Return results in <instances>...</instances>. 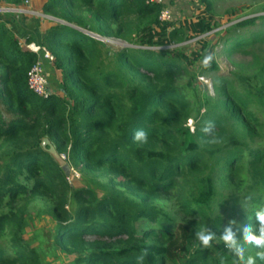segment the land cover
Returning <instances> with one entry per match:
<instances>
[{"label":"trees","instance_id":"16d2710c","mask_svg":"<svg viewBox=\"0 0 264 264\" xmlns=\"http://www.w3.org/2000/svg\"><path fill=\"white\" fill-rule=\"evenodd\" d=\"M200 4L192 21L171 28L160 20L167 1L47 0L44 13L59 20L41 33L53 56L49 77L59 83L47 99L27 84L41 54L0 23V264H44L21 238L37 198L50 202L55 244L74 257L70 264H235L215 240L205 248L197 231L219 232L225 219L218 210L238 204L237 221L259 232L264 16L237 22L221 39L215 32L220 52L248 58L250 70L214 75L215 97L200 102L190 95L197 88L189 67L204 52L152 48L217 28L214 0ZM103 38L129 45L114 49ZM211 56L205 65L218 71ZM139 130L146 142L135 139ZM45 138L50 145H42ZM72 170L84 187L69 182ZM159 201L173 203L179 222ZM247 249L248 256L261 251L251 243Z\"/></svg>","mask_w":264,"mask_h":264},{"label":"rangeland","instance_id":"374dc122","mask_svg":"<svg viewBox=\"0 0 264 264\" xmlns=\"http://www.w3.org/2000/svg\"><path fill=\"white\" fill-rule=\"evenodd\" d=\"M166 1L173 12L172 22L170 21L172 24L171 28L185 25V23L192 21L201 9L200 0ZM46 2L47 0H24L21 4L15 5L8 1L0 0V23L10 28L18 36L21 44L26 49H29V47L33 45H35L34 48L38 47L41 44L42 31L59 21L44 13L43 7ZM214 3V15L219 22V26L212 32L191 38L186 37L184 41L176 40L168 45H157L152 47L155 50L178 49L187 55H194L196 51L204 52V56L213 55L219 65L218 71L208 70L203 63L204 57L189 67V71L194 78H196L197 88L196 91L190 90V95L192 97L196 96L200 102H202L203 98L206 96L215 97L213 85L214 75H230V72L239 69L245 71V73L250 70V65L247 63V61H249L248 58L235 57L231 60L228 56L220 52L222 44L221 42L216 44L217 39L214 38L215 32H219L217 37L222 38L225 36L224 31L234 26L237 22L248 17L264 16V0H214ZM261 23V21H258L257 25L252 29L259 28ZM206 37H213V39L209 45L203 46V40ZM29 38H31V42H27ZM102 41L114 49L129 45L123 41L112 38H103ZM40 59L48 78V85L51 93L57 92V89H59L58 77L52 75L49 77L50 74H48V68L53 61L45 59L42 56ZM235 63H238L240 66H237ZM186 79L187 77L185 81ZM188 125L192 129L194 128L192 119L189 120ZM69 182L75 188L85 186V181L80 173L70 177ZM50 205V202L39 198L30 201L26 213L25 226L21 232V238L24 243L32 245L37 250L44 264H70L72 263L71 261L74 260V257L67 256L66 253L61 251L55 244L54 235L57 222L51 215ZM158 206L167 210L176 223L179 222V218L176 216V209L173 207L171 201H159ZM234 206L239 207L238 204H230L228 207L218 210L222 213L225 224L219 232L214 233L216 238V247H214L218 251L233 254L236 258L235 264H241L239 253L229 248L221 239L225 234V230L230 228L235 236L237 244L243 247L245 257L248 256L247 247L249 242L245 240L246 228L243 222L240 223V221H237V217L234 214L235 211L233 212ZM207 231L211 232L210 229H207ZM8 251L10 252V250Z\"/></svg>","mask_w":264,"mask_h":264},{"label":"clouds","instance_id":"9594fccd","mask_svg":"<svg viewBox=\"0 0 264 264\" xmlns=\"http://www.w3.org/2000/svg\"><path fill=\"white\" fill-rule=\"evenodd\" d=\"M211 59V55H206L204 56L203 63L207 65ZM135 139L140 142H146L147 134L143 130H139L136 133ZM256 219L260 226L258 234L253 233L250 226H246L245 231V240L261 249V251L256 253V256L245 257L243 247L237 244L235 236L230 228L225 230V234L221 238L229 248L234 249L237 253H239L241 264H257V258L264 261V208H261L256 213ZM197 237L205 248L210 247L211 242L216 239L215 235L207 231L206 228L199 229L197 231Z\"/></svg>","mask_w":264,"mask_h":264},{"label":"built area","instance_id":"2783aa9c","mask_svg":"<svg viewBox=\"0 0 264 264\" xmlns=\"http://www.w3.org/2000/svg\"><path fill=\"white\" fill-rule=\"evenodd\" d=\"M148 3L151 4H159L163 5L166 4V0H147ZM173 19V12L171 11V8L164 7L160 14V20L161 21H172ZM35 45L30 46L29 50L41 54L42 57L45 59H48L50 61H53V56L51 53L42 45H39L38 47L34 48ZM27 84L29 86V89L35 93L36 95L47 99L52 93L49 89L48 85V78L46 76L45 69L43 67V64L41 61H38L29 71L27 75ZM61 158L63 161H66L67 157L65 155H62ZM78 172L75 170H72V174L69 176L73 177V175H77Z\"/></svg>","mask_w":264,"mask_h":264},{"label":"water","instance_id":"95a60500","mask_svg":"<svg viewBox=\"0 0 264 264\" xmlns=\"http://www.w3.org/2000/svg\"><path fill=\"white\" fill-rule=\"evenodd\" d=\"M125 46H127V45H125ZM42 145H43V146L50 145L49 139H48V138H45V139L43 140V142H42ZM49 150H50V152H52V153L55 155V157H57V159H58L62 164H64L65 161H63V160L61 159V157H60L59 155H57V153H56V151H55V149H54V147H53L52 145H51V147H50ZM65 167H66L67 170L69 171V166L65 164Z\"/></svg>","mask_w":264,"mask_h":264},{"label":"crops","instance_id":"0c3cea01","mask_svg":"<svg viewBox=\"0 0 264 264\" xmlns=\"http://www.w3.org/2000/svg\"><path fill=\"white\" fill-rule=\"evenodd\" d=\"M51 65V64H50ZM51 67V66H50ZM51 69L53 70V67H51L50 69L48 68V71H51ZM57 73V72H56ZM55 76V75H54Z\"/></svg>","mask_w":264,"mask_h":264}]
</instances>
